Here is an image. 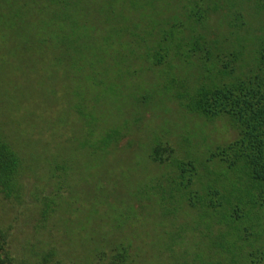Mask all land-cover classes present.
Here are the masks:
<instances>
[{"label":"trees","instance_id":"obj_1","mask_svg":"<svg viewBox=\"0 0 264 264\" xmlns=\"http://www.w3.org/2000/svg\"><path fill=\"white\" fill-rule=\"evenodd\" d=\"M200 1L0 0V70L31 75L39 105L57 107L49 120L62 139L53 144L56 158L69 144L103 158L146 108L167 103L223 120L232 140L198 154L186 149V158L158 137L149 144V160L167 168L147 186L162 230L151 264H264V20L263 33H240L246 18L264 15V0H228L230 29L220 40L209 38L211 0ZM68 115L78 136L63 135ZM12 137L0 126L5 198L20 189L22 157ZM6 240L0 229V264H15ZM118 242L97 253L96 264H130V245Z\"/></svg>","mask_w":264,"mask_h":264},{"label":"rangeland","instance_id":"obj_2","mask_svg":"<svg viewBox=\"0 0 264 264\" xmlns=\"http://www.w3.org/2000/svg\"><path fill=\"white\" fill-rule=\"evenodd\" d=\"M213 2L219 6L218 12L211 10ZM178 4L175 0V7ZM209 5V38L220 40L223 31L230 29L223 22L228 0H211ZM257 16L246 18L240 33H263L264 15ZM7 69L0 70V126L18 138L22 166L18 197L0 195V229L7 236L14 263L96 264L97 253L108 252L118 241L130 245V264L154 262L155 242L162 235L161 216L157 197L148 193L147 186L150 188L151 179L162 178L167 168L149 160V144L158 137L156 142L186 158V149L198 154L201 146L212 149L232 140L231 128L221 119H202L172 102L157 111L146 108L141 120L103 158H91L81 148L72 151L66 143L61 145L62 156L56 158L53 144L62 139L54 128L52 132L50 123L57 107L46 104V110L39 105L38 96L31 94V75ZM75 120L73 115L67 116L64 137L69 129L78 136Z\"/></svg>","mask_w":264,"mask_h":264}]
</instances>
